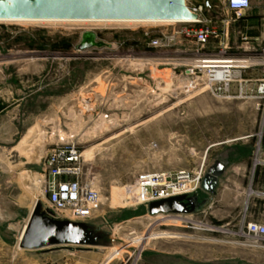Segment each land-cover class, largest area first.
<instances>
[{
  "label": "rangeland",
  "instance_id": "374dc122",
  "mask_svg": "<svg viewBox=\"0 0 264 264\" xmlns=\"http://www.w3.org/2000/svg\"><path fill=\"white\" fill-rule=\"evenodd\" d=\"M187 2L219 20L218 38L200 44L181 37L159 49L148 45L146 32L153 37L185 24L0 21V240L7 243L0 245V264H264V241L244 233L248 221L264 223V97L256 92L264 64L235 78L246 79L248 88L232 98L189 87L171 65L207 53L264 62V41L252 47L232 38L222 19L236 14L223 0L213 8L205 0ZM87 30L106 44L80 49ZM65 143L82 151L83 179L100 191L91 219L56 212L40 182L47 153ZM217 159L231 161L227 170L242 166L245 176L223 180L214 202L199 212L152 215L129 195L144 171L195 173ZM198 191L202 199L213 197L202 186ZM34 206L93 242L18 246L17 226L29 221Z\"/></svg>",
  "mask_w": 264,
  "mask_h": 264
},
{
  "label": "built area",
  "instance_id": "2783aa9c",
  "mask_svg": "<svg viewBox=\"0 0 264 264\" xmlns=\"http://www.w3.org/2000/svg\"><path fill=\"white\" fill-rule=\"evenodd\" d=\"M223 2L229 11L236 14L234 19L239 18L251 5V0H223ZM191 8L198 14L196 20L180 21L185 24L181 29L160 30L158 35L153 37L146 32L145 34L149 36L148 45L166 49L179 43L181 37L195 39L200 44H207L213 38H218L220 32L215 17L206 16L202 5ZM222 21L231 23L230 19H222ZM191 60L192 62H184L182 58L173 60L174 63L180 61L182 64H171L174 75L187 78L194 86H203L213 94L230 98L242 96L248 88L246 79L237 81L235 78L242 76V72L251 67L264 64L263 61L254 58L210 53ZM234 81L238 82L237 95L231 93V85ZM256 92L258 97H264V68L258 78ZM83 168L82 151L74 143L57 145L46 155L40 182L43 184L51 208L63 217L84 220L96 215L100 191L83 179ZM205 171L204 164L195 173L187 169L144 171L128 186V191L131 193L133 203L145 205L175 195H190L201 187ZM183 214L187 213H167L168 216L179 217ZM244 228L246 235L264 241V223L248 221Z\"/></svg>",
  "mask_w": 264,
  "mask_h": 264
},
{
  "label": "water",
  "instance_id": "95a60500",
  "mask_svg": "<svg viewBox=\"0 0 264 264\" xmlns=\"http://www.w3.org/2000/svg\"><path fill=\"white\" fill-rule=\"evenodd\" d=\"M216 0H205L208 8H213ZM18 18H79V19H173L195 20L194 12L187 0H0V19ZM97 40L94 31L83 33L80 49L104 46ZM227 162L217 159L207 169L202 188L211 195L216 194L219 178L225 172ZM52 179V176H50ZM212 202L211 197L200 199L199 191L193 194H181L151 201L147 205L152 215L159 213H196ZM54 218L38 209L31 216L24 236L20 241L23 248L43 249L50 246H62L67 243H90L91 236H79L72 223ZM73 233L77 236H69ZM65 240L59 239L61 236Z\"/></svg>",
  "mask_w": 264,
  "mask_h": 264
},
{
  "label": "crops",
  "instance_id": "0c3cea01",
  "mask_svg": "<svg viewBox=\"0 0 264 264\" xmlns=\"http://www.w3.org/2000/svg\"><path fill=\"white\" fill-rule=\"evenodd\" d=\"M216 22L218 24L219 20L217 19ZM229 34L232 38H241V39L244 38L245 43L250 44L252 47H255L256 45L263 42L264 41V0H251L250 7H248L247 9L243 11V17L231 20ZM232 149L233 147H231L230 151ZM235 149L236 148L234 147V150ZM226 162L227 164L228 163L230 164L231 161L227 160ZM227 167L223 175H221L219 178V184H221L223 180L233 181L234 179H239L240 178L239 175H241L242 177L245 176L243 173L239 171V169L243 170L242 166H238L237 169L234 168L233 170L232 169L227 170ZM214 197L215 195L211 197L213 202L215 200ZM200 199L202 198L200 197ZM26 220L24 221V223L26 222ZM28 222H26V225L28 224ZM23 224L21 223L19 224V226H17L16 232L18 234V238L20 236V231L22 230L21 227L23 226ZM64 238L65 237L63 235L59 237V239L63 241L65 240ZM0 241H1L0 245H2V247H5L7 243L3 241L2 239ZM56 247L57 246L54 245L48 248H43L42 250H50ZM24 249H29V248H24Z\"/></svg>",
  "mask_w": 264,
  "mask_h": 264
},
{
  "label": "bare ground",
  "instance_id": "6f19581e",
  "mask_svg": "<svg viewBox=\"0 0 264 264\" xmlns=\"http://www.w3.org/2000/svg\"><path fill=\"white\" fill-rule=\"evenodd\" d=\"M196 20V19H195ZM0 21L5 22H15L17 25L23 24V25H39V23H51V24H57V23H78V22H84V23H90V24H97V25H105V24H111V25H119V26H126V28L135 27L136 26H145V25H159L160 26H168V25H174L176 22L180 21H190V20H173V19H111V18H99V19H79V18H18V19H0ZM172 64H179V63H172ZM219 73H223L219 71ZM189 84V83H188ZM193 85L192 83L189 84V87ZM195 87V86H194ZM131 196V193H129ZM132 197V196H131ZM38 202V200H37ZM138 204V203H137ZM36 206H34L31 216L35 212ZM160 215V214H159ZM158 216V215H156ZM0 217H2V214L0 213ZM172 217V216H171ZM27 225L24 226L22 229L20 236H19V243L22 237L25 234V231L27 229Z\"/></svg>",
  "mask_w": 264,
  "mask_h": 264
}]
</instances>
